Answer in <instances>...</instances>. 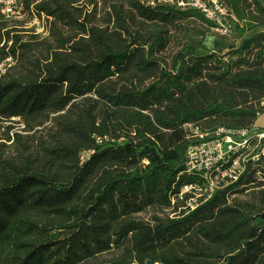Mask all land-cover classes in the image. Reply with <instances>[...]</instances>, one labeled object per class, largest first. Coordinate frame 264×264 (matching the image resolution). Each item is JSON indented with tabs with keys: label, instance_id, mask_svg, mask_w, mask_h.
Listing matches in <instances>:
<instances>
[{
	"label": "trees",
	"instance_id": "obj_1",
	"mask_svg": "<svg viewBox=\"0 0 264 264\" xmlns=\"http://www.w3.org/2000/svg\"><path fill=\"white\" fill-rule=\"evenodd\" d=\"M80 1L34 5L54 39L35 58L38 44L0 23L1 58L17 60L0 76V264H84L114 248L94 264H264L263 161L195 210L173 203L195 179L186 123L255 129L264 113V42L243 51L239 38L264 27V0H221L231 32L208 48L193 31L170 63L169 26L213 28L203 14L116 0L102 26ZM244 191L260 198L230 200Z\"/></svg>",
	"mask_w": 264,
	"mask_h": 264
},
{
	"label": "built area",
	"instance_id": "obj_2",
	"mask_svg": "<svg viewBox=\"0 0 264 264\" xmlns=\"http://www.w3.org/2000/svg\"><path fill=\"white\" fill-rule=\"evenodd\" d=\"M22 0H0V17L10 18L20 13ZM151 7L175 6L194 9L214 24L222 35L232 30L236 17L221 0H142ZM187 137L191 140L187 150L186 172L194 180L183 185L173 197L183 202L185 210H195L209 200L217 190L238 182L242 175L264 162V128L203 130L195 123H186ZM18 129V128H17ZM14 130L11 131V134ZM259 175L262 171L259 170Z\"/></svg>",
	"mask_w": 264,
	"mask_h": 264
},
{
	"label": "rangeland",
	"instance_id": "obj_3",
	"mask_svg": "<svg viewBox=\"0 0 264 264\" xmlns=\"http://www.w3.org/2000/svg\"><path fill=\"white\" fill-rule=\"evenodd\" d=\"M32 2L30 9H27L25 6L26 0H22L19 7H20V13L14 17L10 18H2L0 19V23H4V29L3 33H6V31H12L11 37H13L16 34H19L21 36L22 41H29L34 40L38 44L39 49L35 47L29 55L32 58L37 57L39 52L43 49V46L45 45V41L50 37L51 34V27L52 25V19H49L45 13L38 14L35 9L34 5L38 3L41 0H30ZM116 1V0H81L78 5L82 11L84 16H87L89 14L90 18L93 19V22L95 24L99 25H107L109 18L112 16V12L110 9V3ZM114 24V18L111 23H109L110 26H113ZM247 29L243 30L239 34V38L246 39L247 35L251 33L250 26L252 25L251 22L247 24ZM249 27V28H248ZM62 28V26H61ZM199 29L207 30V35L204 41V44L208 48H212L214 46V40L218 36V33L212 28L207 25V23L199 18H181L171 24L169 26L168 30V41L167 46L165 50L162 52V57L166 59L168 63L171 62L172 57L180 51V49L183 47L184 43L186 42L187 38L193 31H198ZM65 31V29H63ZM243 34V36H241ZM35 36V37H33ZM236 36V32L234 31L233 34H231L230 38H233ZM7 37V36H5ZM5 41V38L4 40ZM54 41V39H53ZM12 40L9 42V46L12 44ZM50 42V41H49ZM3 43L0 44V47H2ZM245 43L242 45V50L247 51L248 48H246ZM34 48V47H33ZM198 54L204 55L207 54L205 50H199ZM17 60L14 59L12 56H9L6 59L1 58L0 54V76L4 74L7 69L12 66L16 65ZM19 68L17 69V71ZM16 127L18 125H15ZM18 128V127H17ZM1 135V133H0ZM234 198L239 199H256L258 200L260 198V194L256 191H244L239 194H234L230 196V200H233ZM157 213L156 209L150 208L145 210L144 212H141L138 214L139 217L145 219V220H151L153 215ZM161 215V213H160ZM120 252L119 249L114 248L109 252H106L103 255H100L98 257L99 260L110 258L115 254H118ZM90 260L86 261L84 264H94L95 262L99 260ZM158 264V263H157Z\"/></svg>",
	"mask_w": 264,
	"mask_h": 264
},
{
	"label": "crops",
	"instance_id": "obj_4",
	"mask_svg": "<svg viewBox=\"0 0 264 264\" xmlns=\"http://www.w3.org/2000/svg\"><path fill=\"white\" fill-rule=\"evenodd\" d=\"M243 36V34L241 35ZM258 42H264V27H254L251 29V33L247 35L245 41V47L249 48L254 46ZM257 128H264V113L261 114L256 122Z\"/></svg>",
	"mask_w": 264,
	"mask_h": 264
},
{
	"label": "water",
	"instance_id": "obj_5",
	"mask_svg": "<svg viewBox=\"0 0 264 264\" xmlns=\"http://www.w3.org/2000/svg\"><path fill=\"white\" fill-rule=\"evenodd\" d=\"M147 264H151V261L149 260Z\"/></svg>",
	"mask_w": 264,
	"mask_h": 264
}]
</instances>
